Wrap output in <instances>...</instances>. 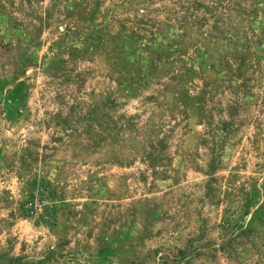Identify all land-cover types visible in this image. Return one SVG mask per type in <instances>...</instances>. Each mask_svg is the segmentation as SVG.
<instances>
[{
	"label": "rangeland",
	"instance_id": "obj_1",
	"mask_svg": "<svg viewBox=\"0 0 264 264\" xmlns=\"http://www.w3.org/2000/svg\"><path fill=\"white\" fill-rule=\"evenodd\" d=\"M0 264H264V0H0Z\"/></svg>",
	"mask_w": 264,
	"mask_h": 264
}]
</instances>
